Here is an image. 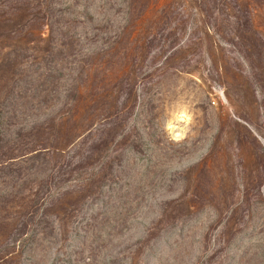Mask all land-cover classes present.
Masks as SVG:
<instances>
[{"label":"rangeland","instance_id":"obj_1","mask_svg":"<svg viewBox=\"0 0 264 264\" xmlns=\"http://www.w3.org/2000/svg\"><path fill=\"white\" fill-rule=\"evenodd\" d=\"M0 264H264V0H0Z\"/></svg>","mask_w":264,"mask_h":264}]
</instances>
